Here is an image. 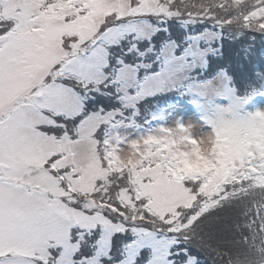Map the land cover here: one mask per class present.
I'll return each instance as SVG.
<instances>
[{
    "label": "snow or ice",
    "instance_id": "snow-or-ice-1",
    "mask_svg": "<svg viewBox=\"0 0 264 264\" xmlns=\"http://www.w3.org/2000/svg\"><path fill=\"white\" fill-rule=\"evenodd\" d=\"M216 28L264 32V0H0V264H264V109L245 110L264 87L207 71ZM172 89L205 108L210 154L182 121L114 131Z\"/></svg>",
    "mask_w": 264,
    "mask_h": 264
},
{
    "label": "trees",
    "instance_id": "trees-1",
    "mask_svg": "<svg viewBox=\"0 0 264 264\" xmlns=\"http://www.w3.org/2000/svg\"><path fill=\"white\" fill-rule=\"evenodd\" d=\"M164 27L173 35L179 36L185 31H199L214 26L208 21L184 25L181 20L173 18L167 20ZM215 30L222 34L218 35L213 44L218 51L209 56L207 71L216 74L224 70L230 77V86L240 97L246 96L254 87H264V32L245 30L239 33L227 28ZM195 98L184 89L162 91L140 100L137 105L138 113L132 117L131 110H128L125 121L133 120L144 128H152L156 120L162 117L164 110L180 101L192 102ZM101 104L107 108L118 106L117 101L98 96L93 106L99 107ZM212 243L215 248L216 241L213 240ZM192 251L199 256L200 264H225L226 257L218 256L214 250L200 251L193 247Z\"/></svg>",
    "mask_w": 264,
    "mask_h": 264
},
{
    "label": "rangeland",
    "instance_id": "rangeland-1",
    "mask_svg": "<svg viewBox=\"0 0 264 264\" xmlns=\"http://www.w3.org/2000/svg\"><path fill=\"white\" fill-rule=\"evenodd\" d=\"M230 85V82L228 80ZM217 102L220 104H228L229 100L225 98H218ZM264 109V95H255L252 97L251 100L245 105V110L249 112H253L256 109ZM205 115V108L202 104H197L188 101H180L176 105L170 106L166 110L163 111L162 117L156 120V124L152 128H144L133 120L128 122L125 121L124 124L118 125L117 128L114 130L119 132L120 135L128 137V138H135L138 136L147 135L149 133L157 132L161 126L168 127L174 126L178 121H196L200 125H202V130H210V126H207L202 119ZM201 149L204 151L203 147L200 145ZM185 151H190L191 149H185Z\"/></svg>",
    "mask_w": 264,
    "mask_h": 264
},
{
    "label": "clouds",
    "instance_id": "clouds-1",
    "mask_svg": "<svg viewBox=\"0 0 264 264\" xmlns=\"http://www.w3.org/2000/svg\"><path fill=\"white\" fill-rule=\"evenodd\" d=\"M185 125L188 126V128L191 130V132L199 139L200 145L203 147L204 152L207 154L211 153V147H212V142L214 140V133L213 131L210 130H202V125H200L196 121H184ZM168 128L173 129L174 131L176 130V125L174 126H168ZM131 139H139L138 137L131 138ZM185 149H190L189 145H183ZM120 156L123 160H129L134 158V153L132 149L128 146H124L120 149Z\"/></svg>",
    "mask_w": 264,
    "mask_h": 264
}]
</instances>
